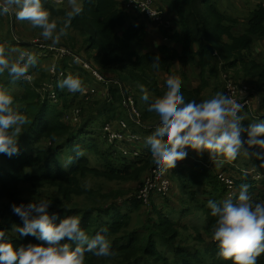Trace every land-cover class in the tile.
Segmentation results:
<instances>
[{"label": "trees", "instance_id": "obj_1", "mask_svg": "<svg viewBox=\"0 0 264 264\" xmlns=\"http://www.w3.org/2000/svg\"><path fill=\"white\" fill-rule=\"evenodd\" d=\"M159 1L168 5V10L162 8L172 15V25L168 27L157 26L148 19L140 20L141 17L126 9L123 0H84L81 13L74 15L71 26L67 27L62 23L64 19L57 15L62 10L57 9L59 5L52 0H43L51 17L58 19V29L65 30L66 34L60 38L67 41L63 44L83 53L82 49L87 47L78 46L74 39L69 42L66 36L73 37L69 32L74 30L72 26L82 33H90L87 49L98 51L93 61L104 74L106 70H114L113 79H119L133 92L138 108L141 86L152 90L154 99L166 91L159 86L157 72L176 78L185 101L199 102L225 93L222 77L220 83H212L215 93L204 96L201 92L211 85L213 77L217 78L221 70L233 69L235 81L254 83L252 99L257 98L254 112L264 118V61L253 50L254 43L264 38V5L258 3L247 17L241 18L221 10L215 0ZM3 21L0 16V27ZM149 26L167 42L154 43L153 49L146 51L144 44ZM0 32V45H5L6 49L10 43L24 46L13 38L12 27L7 32ZM157 56L158 69L152 65ZM176 63L181 65L179 70L175 69ZM41 65L38 63L35 68L38 70ZM59 66L68 69L65 76L69 71L79 70L84 73L80 75L82 81L85 76L90 80L91 75L78 66H69L66 61H60ZM197 67L201 68L199 73ZM192 78L200 80L197 87L192 85ZM7 82L9 86L24 84V89L14 97L13 106L28 118L23 138L29 141L25 145L28 151L18 143V155L9 158L0 154V230L6 232L14 247L33 238L21 237L14 230L20 220L13 214L11 205L46 199L51 203L49 211L58 213L61 218L67 215L80 217L81 228L89 237L107 230L112 255L96 257L86 253L84 264H232L231 260L217 257L215 242L206 241V237L212 235L216 219L211 216L207 202L222 203L228 198L229 188L219 179V174L229 173L228 168L217 171L207 153L201 161L169 169V195L152 193L150 202L144 204L137 198L139 187L133 197L125 198L124 203L111 200L119 195L115 196L114 187L106 189L104 181L129 182L142 177L141 186L155 165L148 148L141 151L139 157L129 159L113 144L108 145L104 138V124L116 122L108 112L122 107L120 88L110 83L107 88L111 100L92 97L87 101L84 97L88 89L81 94L59 88L61 102L54 105L37 92L39 82L38 86H31L13 81L10 76ZM0 87L5 88L4 85ZM75 107L81 108V114L80 121L73 126L68 114ZM102 113L106 117L100 128L94 121ZM149 114H142L144 124ZM100 139L107 144L100 145ZM77 148L83 156L65 170L62 167L64 156H75ZM88 152L94 154L97 165L92 166L93 162L87 160ZM258 163V170L239 172L233 177L234 187L239 190V186L246 183L249 191L257 192L253 201L264 202V177L254 178L256 173L264 174V161ZM93 177L103 179L98 187L91 186ZM257 182L262 184L261 188L255 186ZM141 207L148 209L149 218L138 230L130 211ZM257 264H264V253L257 258Z\"/></svg>", "mask_w": 264, "mask_h": 264}, {"label": "clouds", "instance_id": "obj_2", "mask_svg": "<svg viewBox=\"0 0 264 264\" xmlns=\"http://www.w3.org/2000/svg\"><path fill=\"white\" fill-rule=\"evenodd\" d=\"M67 7L69 22L82 11L79 0H67ZM9 14L17 21H27L33 29H40L42 39L53 44L66 34L64 28L58 29L56 20L50 19L43 0H0V16ZM37 62L32 52L0 45V75L7 72L13 81L30 80L29 69ZM152 65L159 68L158 56ZM165 86L163 95L152 101L141 86V99L148 102L147 112L158 121L145 140L158 170L175 168L178 161L188 156V149L197 154L207 152L210 159L222 156L227 160H235L243 151L264 161V121L244 127V117L239 114L243 105L238 99L217 93L199 102L185 101L175 77H169ZM57 87L70 93L84 91L82 81L72 74L59 80ZM13 105L14 97L0 87V154L9 158L19 154L18 138L28 123L27 116ZM252 148L260 151L250 152ZM82 156L77 148L75 156H68L62 167L67 170ZM50 207L46 199L11 205L20 220L14 230L21 237L33 239L14 247L6 232L0 230V264H84L86 253L96 257L112 255L107 230L89 237L81 228L80 217L61 218L50 212ZM207 207L216 218L211 240L216 243L217 257L231 260L232 264H257V258L264 253V202H253L245 183L239 186L235 198L229 197L222 203L209 200Z\"/></svg>", "mask_w": 264, "mask_h": 264}, {"label": "built area", "instance_id": "obj_3", "mask_svg": "<svg viewBox=\"0 0 264 264\" xmlns=\"http://www.w3.org/2000/svg\"><path fill=\"white\" fill-rule=\"evenodd\" d=\"M53 3L61 5L65 0H52ZM126 9L133 14H139L145 19L150 20L157 26L168 27L172 25L170 15L158 5L155 0H123ZM11 15V14H9ZM14 17L13 15H11ZM21 50L32 52L37 57V64L42 63L47 59L53 60V64L49 67L48 77L42 86L45 97L51 103H58L60 101V89L57 87V82L62 80L68 69H63L58 65L60 61H66L69 66H78L86 71L97 82L103 84L106 88L110 83L116 84L122 94V107L126 113L133 117L136 122H140L141 112L138 109L133 92L125 87L119 79L107 77L101 69L90 60L85 54L76 48L63 43L53 44L52 41H45L43 39H35L31 42L24 43ZM18 55V54H17ZM37 71L35 68L29 69L30 80L20 79L24 82H33L36 78ZM223 81L225 84V93L238 99V102L243 105L240 115L252 102V91L248 84L235 81L231 74L224 73ZM96 92L95 88H88L84 99L87 101ZM104 97L109 100L112 99L108 92V88L104 92ZM81 108L77 107L72 111L70 118L73 122L80 121ZM103 135L117 150L127 158H137L140 156L142 149L133 147L137 142L141 141V137L132 130L129 123L120 119L117 122L107 121L103 127ZM169 169L158 170L157 166L151 169L149 174L145 177L143 184L137 194V198L144 204L150 202L152 193H158L163 196L167 195L171 189V180L168 176ZM264 174H256L254 178L260 180ZM219 179L225 183L228 188L234 187V179L224 173L219 174Z\"/></svg>", "mask_w": 264, "mask_h": 264}, {"label": "crops", "instance_id": "obj_4", "mask_svg": "<svg viewBox=\"0 0 264 264\" xmlns=\"http://www.w3.org/2000/svg\"><path fill=\"white\" fill-rule=\"evenodd\" d=\"M260 2H261V0H258V3H260ZM79 3L83 7L84 0H79ZM231 3H235L239 10H241L243 8L245 9L246 6L249 8V6L252 4V3L248 4L247 0H221L219 8L221 10H224L223 6H227L228 4H231ZM164 6L166 8H168V5L164 4ZM255 8L256 7L254 6V7L250 8V10L255 9ZM46 9L49 11L48 8H46ZM57 9H62V10H60V13L57 14V15L60 16L61 20L64 19L62 21L64 26L67 25V27H70L71 26V22L68 21V18L64 14L65 12H67L69 10L68 7H67V0H65V2L63 4L59 5L57 7ZM236 16L239 17L240 15L238 14ZM3 19H4V21H3V30L7 32V29L12 27L13 38L16 41H18L19 43L20 42L28 43V42H31V41H33L35 39H42V37L40 36V31L41 30L38 29V28L37 29H33L31 27L30 23H28L27 21H17L11 15H4ZM50 19H54V20H56V22H58V19L55 18V17H51V15H50ZM71 28L72 29L74 28V30H71V31L69 30L70 35L73 36V37H69L67 35L66 38L69 39L68 41L70 42V39L72 41L74 39L76 41V43H78V46L87 47L88 48V44L86 43V40L89 37L90 33H82V31L76 29L73 26ZM156 35L159 37V40H160L159 43H166L167 42L157 32H156ZM62 43H64V41ZM145 43H146V41H145ZM154 43H157V42L155 41V42H153V44ZM153 46L154 45L149 46V44L146 43V44H144V50L147 51L149 49H153ZM87 48L84 49V50L82 49L83 53L87 57L91 58L92 60H95V56H96L97 53L94 52L93 55H92V51H94V50H89ZM253 50H254V54L255 53L258 54L260 60L264 61V38L262 40L256 41V43H254ZM180 68H181V65L179 63H176L175 64V69L179 70ZM113 71H114L113 69L106 70L105 71V75L107 77L113 78L114 75H115V73ZM200 71H201V68L197 67L196 68V72L199 73ZM69 73L74 75V76H76V77H78L80 80H81V77H80L81 73H82V75L84 74L82 71L79 72V70L69 71L68 74ZM157 75H158L157 78H158L159 86L163 90H166L165 81L169 78L168 75L163 73V72H157ZM86 77L87 76L83 77V81L81 80L82 81V87L83 88L85 87L84 91L81 92V94H83L86 89L93 87V86H90L91 84H87V82H90V80L87 79ZM220 81H221V78H220ZM199 83H200V80H197L196 78H192V85L194 87H197ZM209 87H211V85H209ZM94 88L96 89V92L91 96V98L93 97L92 99H95L96 97H98L100 95V93L98 92V88H96V87H94ZM100 89L103 91L102 92V96L104 97V92L106 91L107 88H103L102 89V87H101ZM143 89H144V91L147 92V94L149 96V101L154 100L152 90H146L145 86H143ZM213 89H214V87H213ZM213 89L211 90V88H207L206 90L208 92L212 93L215 90V89L214 90ZM214 93H215V91H214ZM143 94H144V92H142V91L139 93V101H138V104H139V108L138 109L141 112L140 122H136L133 119V117H131V116L127 117V115H126V117L129 119V125L132 128V130L134 132H136L141 137V141L135 143L133 145V147H138V148L142 149V151L144 149H147V146L145 144V140H146L147 136L151 135L152 131L154 130V129H152V128H154L152 126L155 125V124H153V123L157 122L155 116L153 114H149L148 117H145L146 124L143 123L144 121H143V118H142V114L145 115V116H146V114H148V112H147L148 102H145L144 100L141 99ZM125 113H126V111L122 107H120V108H118L116 110L113 109V110L109 111L108 112V116L109 117H113V120H115L117 122V120L125 118ZM253 113L255 114L254 111H253ZM241 116L244 117V119L242 121V124H243L244 127H247L248 124H251V123H257L258 120L264 121V118L262 116H258L257 114H256V116H254V115L250 114L249 111L242 112ZM255 117H258V120H255V119H257ZM261 138H264V137H261ZM249 151L250 152L260 151V149L254 148L253 150L249 149ZM206 155H207V152H204L202 154H197L193 150L188 149V156L184 160L178 161L177 164H176V167L180 168V167H183V166H189L190 164H192L195 161L203 160V158ZM129 159H135V158H129ZM258 161L259 160L255 156H253V155H245L243 151H241L240 156L237 159H235V160H227V159H225L222 156L216 157L215 159H210V163L215 165V168H216L217 171L228 168L229 169V173L227 172L225 174L230 176V177H232V178L238 176L239 172L250 173V172L255 171V169L258 170V167H259ZM256 174H258V173H256ZM255 186L257 188H261L262 184L257 182V183H255ZM238 191L239 190L235 189V187L229 188L227 197L228 198L229 197H235V195H238ZM249 195L251 197V200L253 201V199L257 196V192L256 191H249ZM157 200H159V199H157Z\"/></svg>", "mask_w": 264, "mask_h": 264}, {"label": "rangeland", "instance_id": "obj_5", "mask_svg": "<svg viewBox=\"0 0 264 264\" xmlns=\"http://www.w3.org/2000/svg\"><path fill=\"white\" fill-rule=\"evenodd\" d=\"M156 1V3L158 4V5H160V6H164V4H162V3H160V1L159 0H155ZM218 2V5L220 6V3H221V0H215V2ZM247 3L248 4H250V3H252L250 6H249V8L246 6V8L244 9H241V10H239L238 9V7H237V5L235 4V3H231V4H228L227 6H223V9H224V11H226V12H228V13H231L232 15H240L239 17H241V18H245V17H247L248 16V14H249V12H250V8H252V7H254V6H256V5H258V0H247ZM260 4H263L264 5V1L263 0H261V2H260ZM165 7V6H164ZM166 10H168V8H166ZM168 14H170V12L168 11ZM134 15H136V16H139V17H141L140 18V20H145V18H143L142 16H140V15H138V14H136V13H134ZM134 15H132L131 14V16H134ZM170 17L172 18V15H170ZM243 26V25H242ZM156 27V26H155ZM148 29L150 30L149 31V35H148V37H147V39H146V43L147 44H149V46H151V45H153V42H157V43H159V37L156 35V30H155V28H153L152 26H149L148 27ZM0 30H3V25H2V27H0ZM155 32V33H154ZM1 33V32H0ZM157 36V37H156ZM61 37H64V36H61ZM50 41V40H49ZM64 40H59V42L58 43H62ZM64 43H67V41H64ZM87 43V42H86ZM145 43V44H146ZM258 45V44H257ZM5 46V45H4ZM9 49H11V48H16V49H19V50H21L22 48H21V46H19V45H17V44H15V45H12L11 43L7 46ZM94 52H96L97 53V49L96 50H94V51H92V55H93V53ZM18 53H13V55L15 56V55H17ZM92 60V59H91ZM93 61V60H92ZM94 62V61H93ZM95 63V62H94ZM40 64H42L41 66H40V69H35L36 71H37V74H36V78H35V80L31 83V82H24V81H21V80H19L20 82H22V83H25V84H28V85H31V86H35V85H37V82H39V86H38V88H37V92H39L40 94H41V96H42V98H45V94H44V92H43V90H42V86H43V84H44V82L46 81V78H47V75H48V70H49V67L53 64V60H50V59H47V60H45L43 63H40ZM58 65H59V62H58ZM224 73H229V74H231L232 75V77H233V69H229L228 70V72H227V70L226 71H223V70H221L220 71V74H219V76L217 77V78H214L213 77V79H212V81H211V87H205L202 91L203 92H201V93H204L205 95L204 96H206V95H208V94H210V92H208L206 89L207 88H211V90L213 89V87H212V83H220V78L222 77L223 78V74ZM8 78H9V76H8V74H7V72H5L4 74H2V75H0V85H4L5 86V88L10 92V94L13 96V97H15L16 95H19V93L24 89V87H23V85L24 84H20V83H16V84H14V85H12V86H9V84H8ZM88 78V77H87ZM237 81V80H236ZM7 82V83H6ZM239 82V81H238ZM87 84H91L90 86H93L92 88H94V87H96V88H98V92L100 93V95L98 96V97H103L102 96V90L100 89L101 87H102V89H103V87H104V85L103 84H101V83H99V82H97L94 78H92L91 79V77H90V82H87ZM246 84H248L249 85V87H250V89H251V91L252 90H254V83H252V82H247ZM252 96V95H251ZM63 98V97H62ZM205 99H210V98H205ZM60 102H61V100H60ZM62 102H63V99H62ZM59 103V102H58ZM58 103H56V104H58ZM54 104V103H53ZM55 105V104H54ZM73 107V106H72ZM257 107V98L255 97L254 99H252V102H251V105H250V107L246 110V111H249L250 112V114H252V115H254V116H256V114H254L253 113V111L255 110V108ZM75 108H77V107H75ZM72 109L71 110H69V114H68V120L71 122V123H73V126H75V125H77V124H75L76 122H73L72 121V119L70 118V115H72ZM246 111H244V112H246ZM126 115H127V117H129V115L127 114V113H125V120H127V122L129 123V119L126 117ZM105 117H106V115L105 114H99L98 116H97V118L95 119V121H94V125H96V126H98V127H100L101 128V125H102V122L104 121V119H105ZM255 118H257V119H255V120H258V117H255ZM122 120V119H121ZM258 122H260V120H258ZM25 129H23L22 130V134L19 136V138H18V143L22 146V147H24V149L25 150H27L28 151V149H27V147H25V145H27V143L29 142L27 139H25V138H23V134H25ZM97 137V136H96ZM106 139V138H105ZM106 141L108 142V145L110 144L111 145V143L106 139ZM105 140H99V144L100 145H103V144H107V142H106ZM104 146V145H103ZM114 148H115V146H114ZM116 149V148H115ZM254 148H252V150H253ZM117 150V149H116ZM86 156H87V160H90V161H92L93 163H92V166H95V165H97L95 162V159H94V154L92 153V152H88L87 154H86ZM64 159L66 160L67 159V157L66 156H64ZM142 177H140V179H141ZM140 179L139 180H132V181H129V182H119V183H116V182H108V181H104V183H103V185H104V187L106 188V189H110V188H112V187H114V189L116 190V195L115 196H117V195H119V197L118 198H112L111 200H114V201H118L119 203H124V202H126V200H125V198H131V197H133V195H135L136 193H137V189L140 187V185H139V181H140ZM144 179V178H143ZM103 181V179H100V178H96V177H93V179H92V181L90 182L91 183V186L92 187H98L99 185H100V182H102ZM137 182V183H136ZM169 195V194H168ZM177 201V200H176ZM131 212V217H132V222H133V224H134V227H136V229H138V230H141L142 228H143V226H145L147 223H148V218H149V216H148V209L147 208H144V207H141V208H139V209H134V208H132V210L130 211ZM129 212V213H130ZM154 217L152 216V218L151 219H153ZM211 236L212 235H210V236H208V237H206V241H208L209 242V240L211 239Z\"/></svg>", "mask_w": 264, "mask_h": 264}, {"label": "water", "instance_id": "obj_6", "mask_svg": "<svg viewBox=\"0 0 264 264\" xmlns=\"http://www.w3.org/2000/svg\"><path fill=\"white\" fill-rule=\"evenodd\" d=\"M212 52H214V50H211Z\"/></svg>", "mask_w": 264, "mask_h": 264}]
</instances>
